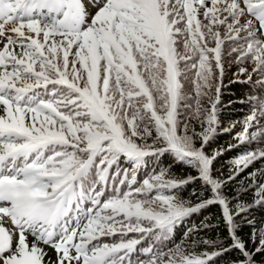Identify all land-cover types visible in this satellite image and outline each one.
<instances>
[{
	"label": "snow or ice",
	"instance_id": "snow-or-ice-1",
	"mask_svg": "<svg viewBox=\"0 0 264 264\" xmlns=\"http://www.w3.org/2000/svg\"><path fill=\"white\" fill-rule=\"evenodd\" d=\"M249 60L234 82L256 74L264 89V0H0V264H45L41 244L57 254L49 264H215L233 251V264H257L264 234L249 249L237 217L264 206V170L248 173L252 203L233 210L224 189L264 160V97H247L228 151L255 147L227 180L215 175L223 151L209 152L237 123L222 124L225 75ZM190 101L200 131L182 119ZM192 182L195 204L180 194ZM213 205L224 240L193 226L174 241Z\"/></svg>",
	"mask_w": 264,
	"mask_h": 264
},
{
	"label": "trees",
	"instance_id": "trees-1",
	"mask_svg": "<svg viewBox=\"0 0 264 264\" xmlns=\"http://www.w3.org/2000/svg\"><path fill=\"white\" fill-rule=\"evenodd\" d=\"M238 72V71H237ZM235 72L232 71L228 77V80L224 81L222 88V95L221 100L224 105H228L227 107L223 108L221 112V118L227 120L230 123L232 120H239L240 125L238 128V132L242 130V121L244 120L245 116L247 115V109L249 107V103L247 101V97L251 95H257L264 97V89H261L255 81L252 80L250 84L244 83H235ZM229 101H232L229 104ZM186 122H189L190 128H195L196 131H200L199 123L196 119L190 118L185 119ZM236 131H232L231 133H224L220 134L216 137L215 142L212 144V147L209 149L211 153L214 149H221L223 154L215 161V175L217 178L222 180H227L230 174H233L235 166L231 163L232 158L237 156L240 152L244 151L247 147H255V145H243L240 148H234L231 151H228L229 145H233L238 143L237 140L234 139ZM162 165L167 166L171 163V157L165 156L161 159ZM257 169L264 170V160H259L255 162L251 167H249L245 172L241 173L235 181L229 182L224 191L228 196V199L231 201L230 207L235 210V206L238 202H246L252 203L253 195L251 191L245 192L244 187L245 185L250 183L248 179V173L256 171ZM148 169L145 170L147 172ZM172 171L177 176H187L190 174V169L186 166L175 163L172 165ZM258 182L264 181V171L257 174ZM202 188L195 182L190 183L189 185L185 186L180 194L183 199L187 201H191L193 204L200 202V192ZM209 194L207 192L204 193L203 198H207ZM248 219H255V233L261 227H264V206H253L248 213H242L239 217H237V223L240 225L238 229L239 235L242 239L247 243L249 249H254L258 246L259 243V236H256L257 244L254 245L252 243L253 238V226L247 223ZM202 223H207L213 225L212 228L203 229L200 226ZM196 226L198 231V235L200 237L206 239H220L224 240L227 236V227L223 223L220 207L218 205L209 206L207 208L201 209L200 212L193 214L189 218L184 221L183 226L179 227L176 230L174 241L179 243L181 240L184 239V232L189 228ZM186 243H190L191 240H186ZM41 247L46 249L47 253V246L41 244ZM170 246V245H169ZM197 251H212L213 249H205L203 245L199 246ZM51 256V255H50ZM240 258L238 251H233L226 253L220 257H218L215 261V264H233V261ZM255 259L257 264H264V256L256 254ZM56 258L51 256L45 257V264H49V261L54 262Z\"/></svg>",
	"mask_w": 264,
	"mask_h": 264
},
{
	"label": "rangeland",
	"instance_id": "rangeland-1",
	"mask_svg": "<svg viewBox=\"0 0 264 264\" xmlns=\"http://www.w3.org/2000/svg\"><path fill=\"white\" fill-rule=\"evenodd\" d=\"M240 67H245V68H247V69L249 70V72H251L252 69L254 68V64L252 63L251 60L246 61V62H245L244 64H242V65H237V64H235V63H232V64L229 66V71L226 73L225 78H224V81L228 80V77H229V75H230V73H231L232 71H234L235 73H237V71L239 70ZM235 79L246 80V79H247V76H246V75L235 76ZM256 79H257L256 74H253L252 80H253V81H256ZM224 81H223V83H224ZM259 87H260V86H259ZM188 88H189V94H190V95H193L194 92L191 91V85H190V84L188 85ZM203 104H204L205 107L208 106V103H207V100H206V99L203 101ZM194 107H195L194 101H190V107L185 108V109L182 110V119H183V120L192 118V112H193V110H194ZM250 112H251V106L249 105L246 114H249ZM221 120H222V124H223L224 127H227L230 123L237 122V123H236V127H235V129H234L233 131H236V133L238 132V128H239V125H240L239 120H232L230 123H228L227 120H225V119H223V118H221ZM145 170H146V169H145ZM145 170H144V171H145ZM262 234H264V228L260 229L259 231H257V232L255 233V235H256L257 237H258V236L260 237ZM44 250L46 251V249H44ZM47 254H48V257H50V258H51V256H52L53 258H55V256H56L54 250L51 249V248H47ZM50 255H51V256H50Z\"/></svg>",
	"mask_w": 264,
	"mask_h": 264
}]
</instances>
